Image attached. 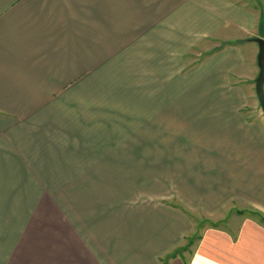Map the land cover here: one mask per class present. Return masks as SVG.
I'll list each match as a JSON object with an SVG mask.
<instances>
[{"label": "crops", "instance_id": "0c3cea01", "mask_svg": "<svg viewBox=\"0 0 264 264\" xmlns=\"http://www.w3.org/2000/svg\"><path fill=\"white\" fill-rule=\"evenodd\" d=\"M262 8L254 0H0V195L13 190L0 196L8 206L0 264H264V227L237 213L264 217L253 42L264 40ZM200 44L211 47L184 74L170 64ZM97 70L123 78L116 86L125 96L103 90L98 105L81 106V84L94 83ZM94 109L110 136H97ZM100 139L114 147L97 152ZM49 148L70 158L55 171L73 180L29 186L17 228L16 174L49 171ZM193 214L213 225L197 227Z\"/></svg>", "mask_w": 264, "mask_h": 264}, {"label": "rangeland", "instance_id": "374dc122", "mask_svg": "<svg viewBox=\"0 0 264 264\" xmlns=\"http://www.w3.org/2000/svg\"><path fill=\"white\" fill-rule=\"evenodd\" d=\"M256 2V4H263L264 5V0H254ZM252 2V0H251ZM262 15H263V18H264V8H262V11H261ZM130 47V46H129ZM146 47V46H145ZM149 48H151L150 46H148ZM211 46H206V45H197L195 47H193L191 50H189L187 53L181 55L180 57L177 56L176 57V61H170V64L173 65V67L175 66V63L178 64L180 62V66L181 67V73L184 74L186 71H188L194 64L197 63V61H199L202 56L204 55V53L206 51H208V49L210 48ZM129 51H131V53L129 54V58H131L128 62V68H134L135 67V56L137 55V52L138 50L135 48L134 45H132L130 48H129ZM146 51V49H145ZM140 52V51H139ZM164 55H160V65L162 66L164 64ZM150 63V62H148ZM147 63H145L146 65ZM113 70V69H112ZM101 71L98 72L97 70V75L95 77V82L94 83H90L88 86V84L85 82L84 83V86H82L83 84H81V87H80V93H79V98H80V104L81 106H85L87 105L88 103H92V101H95V104L98 105V102L100 99H103L102 98V92L103 90H105V92H110V90H112V93L111 94H114L116 96H123L125 93L124 92H120L121 90L116 86V85H119L122 89H123V86L125 84H123V78H115V77H107L106 75L104 76L105 79H103V76L101 75L100 73ZM115 73V70L112 71V74ZM111 79L113 80L111 82V84H115V86L111 87V85L109 86V81H111ZM162 79V78H160ZM105 80V81H104ZM120 81V82H119ZM131 90H134L135 88V85L134 83L132 82V85H127V90L130 91ZM118 93V94H117ZM125 96V95H124ZM127 96V95H126ZM131 96V95H130ZM128 97V96H127ZM161 98H164L161 97ZM128 100H131L130 97L127 98ZM95 110V113H96V117L97 119V124H96V129H97V136L98 137H103L104 136V132L107 133L106 136H110L111 132L109 130H103L104 129V125L102 124H99V122H103V116H104V112H101V109H94ZM64 111V110H63ZM80 116L81 118H87L89 115L88 113V110L87 109H84V108H80ZM100 111V112H99ZM107 111V110H105ZM112 111H115V110H112ZM57 112H60V110H57ZM62 112V110H61ZM65 113L67 115H70L68 114L67 110H65ZM109 113V112H108ZM106 117H108V115L106 114ZM108 122V121H107ZM113 132V131H112ZM66 143H69V142H66ZM109 144V145H108ZM110 146H113L114 147V142H109L108 140H103V139H100L97 140L95 142V146L93 145L92 147H94L97 152H102L106 149H108ZM49 151V156L47 158V163H48V169L49 171H47L46 173H33V172H27V173H17L16 174V181H15V193L14 195L16 196L15 199L17 202H20L21 205H18L16 204L15 206V212L17 213V218H16V221H15V225L17 228H21V227H24L25 225V221H23V216L25 214V207L22 202L24 200V192L27 190V188L31 185H37L39 186L38 184L40 183H48L49 187L51 184V186H56L54 185V183L56 182H64L65 184H69L72 180H73V176L74 174L71 173V172H56L55 169L58 168L57 165L59 164V160H63V163H71V160L70 158L69 159H66L65 157H56L55 153L56 151H58V149H55V148H49L48 149ZM59 159V160H58ZM90 175H93V179L94 180H104V179H111V174H101V173H97V174H90ZM116 174H112V179L113 176H115ZM85 176V178H84ZM87 174H81L80 173V180H83V179H87L86 178ZM46 185V184H45ZM6 193L4 194H1V201H6L8 198H12L11 196L12 193H13V190L10 188V195L9 197L7 196L9 194V190L7 188H5L4 190ZM33 191V190H32ZM7 194V195H6ZM38 208V206H36ZM5 211H8V206L7 204H1V207H0V212H5ZM35 211H36V208H35ZM33 211V212H35ZM238 214L242 215V214H248L249 216L251 215L252 219L254 221H256L257 223H259L260 225H262L264 227V224L262 223V218H264L263 216L257 214V213H253V212H237ZM19 214V215H18ZM36 215H32V217H34ZM192 220H193V224L196 225L197 227H208L209 225L212 224V222L210 221H207L205 220L204 218H202V216H197V215H192ZM213 225V224H212Z\"/></svg>", "mask_w": 264, "mask_h": 264}, {"label": "water", "instance_id": "95a60500", "mask_svg": "<svg viewBox=\"0 0 264 264\" xmlns=\"http://www.w3.org/2000/svg\"><path fill=\"white\" fill-rule=\"evenodd\" d=\"M253 42L258 46L257 67L259 70L258 77L255 81V94L264 115V40L254 39Z\"/></svg>", "mask_w": 264, "mask_h": 264}, {"label": "trees", "instance_id": "16d2710c", "mask_svg": "<svg viewBox=\"0 0 264 264\" xmlns=\"http://www.w3.org/2000/svg\"><path fill=\"white\" fill-rule=\"evenodd\" d=\"M262 223L264 224V218H262Z\"/></svg>", "mask_w": 264, "mask_h": 264}]
</instances>
